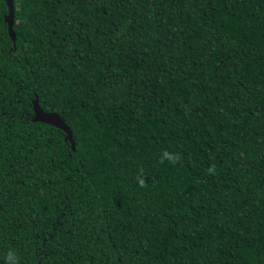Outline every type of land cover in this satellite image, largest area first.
<instances>
[{"label": "trees", "instance_id": "trees-1", "mask_svg": "<svg viewBox=\"0 0 264 264\" xmlns=\"http://www.w3.org/2000/svg\"><path fill=\"white\" fill-rule=\"evenodd\" d=\"M14 8L15 42L0 0V264H264V0ZM36 96L75 150L34 121Z\"/></svg>", "mask_w": 264, "mask_h": 264}, {"label": "water", "instance_id": "water-1", "mask_svg": "<svg viewBox=\"0 0 264 264\" xmlns=\"http://www.w3.org/2000/svg\"><path fill=\"white\" fill-rule=\"evenodd\" d=\"M6 2L8 4V14L6 15L5 20L8 23L9 34L12 40L15 42L16 32L14 29V13H15L14 0H6ZM33 108L35 112L34 121L45 122L64 130L67 134L66 140L71 141L72 149L75 150L76 145L73 137V132L66 123V121L64 120V118L57 112L47 111L43 109V107L40 104V100L38 96H36V98L33 101Z\"/></svg>", "mask_w": 264, "mask_h": 264}, {"label": "clouds", "instance_id": "clouds-1", "mask_svg": "<svg viewBox=\"0 0 264 264\" xmlns=\"http://www.w3.org/2000/svg\"><path fill=\"white\" fill-rule=\"evenodd\" d=\"M161 159H167L169 161L175 162L179 159V155L175 153H170L168 151H164L161 155ZM214 171V167H209L208 172L212 173ZM141 184H143V181H141ZM7 260L10 262V264H17V257L14 251H9L7 254Z\"/></svg>", "mask_w": 264, "mask_h": 264}]
</instances>
